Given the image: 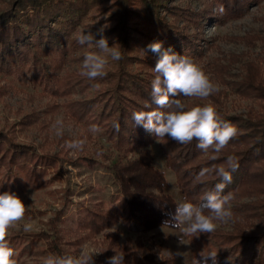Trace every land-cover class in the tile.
I'll return each mask as SVG.
<instances>
[{"label": "trees", "instance_id": "trees-1", "mask_svg": "<svg viewBox=\"0 0 264 264\" xmlns=\"http://www.w3.org/2000/svg\"><path fill=\"white\" fill-rule=\"evenodd\" d=\"M170 1L8 0L0 6V73L29 75L32 86L52 98L84 94L83 98L68 100L62 105L88 133L92 132V125L97 126V132L120 153L119 160L110 169L120 182L132 220L131 231L135 233L162 226L177 229L163 225L169 214L174 213L177 203L164 193L167 179L153 166L152 152L146 148L157 139L132 119L133 112L149 110L145 105L151 103V81L155 77L153 67L157 57L147 51V45L162 41L164 47L171 46L181 55L200 57L205 40L199 32L189 34L188 28L195 26L200 30V24L211 18L218 21L240 18L257 0H210L199 11L170 5ZM102 5L105 21L112 23L104 34L110 47L114 44L121 50L123 59L113 61L109 57L107 75L95 80L81 75L82 64L72 72L58 75L68 56L83 62L87 52L97 51L87 44H78L76 32L80 25L89 28L85 17ZM221 6L223 13L219 11ZM240 38L235 39L253 47L260 43L264 48L262 34ZM242 55L216 58L209 72L220 85L256 103L245 115H229L223 110L224 89L207 99L179 97L189 108L212 104L222 119L237 128V136L219 157L211 159L212 150H200L195 139L190 144H180L168 137L157 142L165 156L166 168L175 175L183 200L196 206L201 205L204 192L220 182L213 174L201 183L196 178L199 171L225 164L229 155L237 158L239 168L224 190L233 197L232 218L227 222L229 229L217 227L211 234L189 236L195 244L194 258L201 252H217L216 264H264V54L246 60L240 77L231 79L230 70ZM48 108L47 112L58 108V104ZM134 151L136 154L127 159ZM60 163L59 154L38 152L34 146L16 143L0 131V194L22 195L26 188L49 186L57 178ZM60 215L50 218L46 222L48 228L39 232H9L17 264H43L49 255H66L57 226ZM25 217H32L31 211L26 209ZM107 258L100 264H105ZM125 264L139 263L125 256Z\"/></svg>", "mask_w": 264, "mask_h": 264}, {"label": "rangeland", "instance_id": "rangeland-1", "mask_svg": "<svg viewBox=\"0 0 264 264\" xmlns=\"http://www.w3.org/2000/svg\"><path fill=\"white\" fill-rule=\"evenodd\" d=\"M6 1L0 0V6H4ZM209 1L171 0L169 4L199 11L207 7ZM102 8L103 5L87 14L85 23L89 28L80 25L76 35L88 30L96 32L103 25L107 26L105 29L112 26L105 21L106 13ZM200 27V30L195 26L188 28L189 34L199 32L205 40L201 56L190 58L203 68L214 84L225 90L223 110L229 115H245L256 103L252 99L240 98L232 88L220 85L211 77L209 68L216 58L243 54L230 70V78L237 79L246 60L264 54L260 43L253 47L239 41L240 37L249 34L264 35V0L251 3L240 18L222 21L211 18L203 21ZM238 37L239 40L235 39ZM96 38L99 39V36ZM80 64L81 61L68 56L57 74L62 76L72 72ZM83 95L77 93L70 97L52 98L41 93L39 87H33L29 75L0 73V131L16 143L29 144L38 152L44 150L61 157L57 178L52 184L41 189L26 188L22 195H18L32 217H25L10 231L39 232L48 228L46 222L50 218L61 214L57 226L66 255H78L81 247L86 245L103 252L95 256V264L102 263L105 256L111 257L115 253H122L139 264H193L195 244L189 236H185L184 245H178L180 229L162 226L145 233L131 231L132 220L127 202L119 180L110 169L111 164L119 160L120 153L100 132L88 133L86 127L72 119L62 105L68 100L83 98ZM53 103L58 104V108L47 112ZM57 118H63V136H57L52 127ZM73 140L84 141L82 149L68 148L67 143ZM146 148L152 152L153 166L162 171L167 179L164 193L171 195L177 204L184 202L174 173L165 166V156L158 143L154 142ZM135 154L136 151L129 153L127 159ZM25 223L32 224L31 231L23 230ZM217 223L218 227L229 229L227 223ZM178 246L183 251V257L174 254Z\"/></svg>", "mask_w": 264, "mask_h": 264}, {"label": "clouds", "instance_id": "clouds-1", "mask_svg": "<svg viewBox=\"0 0 264 264\" xmlns=\"http://www.w3.org/2000/svg\"><path fill=\"white\" fill-rule=\"evenodd\" d=\"M219 11L223 13V6ZM103 25L92 32L88 30L77 36L80 45L94 46L97 51L87 52L83 58L81 75L89 80L103 78L107 75L106 65L109 57L113 61L123 59L121 50L110 47L109 40L104 35ZM99 36V39L96 37ZM147 51L153 53L157 59L151 81V103L146 104L149 110H140L132 113L135 125L142 126L152 133L157 142L163 138H170L180 144H190L194 139L198 141L197 148L204 152L210 149L213 152L211 159L215 160L229 142L237 136V128L229 121L221 118L212 104L188 107L179 97L207 99L210 95L220 91L203 68L191 58L181 55L171 46L164 47L162 41H155L147 45ZM153 105L155 107L153 108ZM57 136L64 134L63 118H57L52 125ZM119 130V125H115ZM92 131H98L97 126H91ZM84 141L73 140L67 143L70 149H82ZM225 164L227 167H225ZM225 164L203 167L197 180L201 183L213 174L219 178L214 188L205 191L200 206L187 200L176 205L174 213L163 225L180 229L178 245H184V237H198L200 234H211L218 227L217 222L227 223L232 218L230 201L231 193H224L225 188L232 182L233 173L238 170L237 158L229 155ZM207 210V214L205 213ZM26 205L15 192L0 194V264H17L13 258L15 250L10 245L8 236L10 229L24 220ZM23 230H32L31 223H25ZM103 252L95 251L84 245L78 255H49L44 258L43 264H95V256ZM183 257V251L178 249L174 253ZM217 252L207 254L201 252L193 260V264H216ZM105 264H125V256L115 253L108 257Z\"/></svg>", "mask_w": 264, "mask_h": 264}]
</instances>
